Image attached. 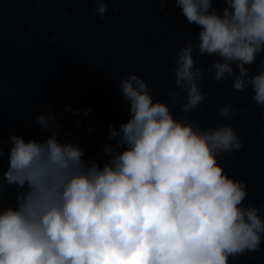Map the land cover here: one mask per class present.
I'll use <instances>...</instances> for the list:
<instances>
[{
  "label": "clouds",
  "instance_id": "9594fccd",
  "mask_svg": "<svg viewBox=\"0 0 264 264\" xmlns=\"http://www.w3.org/2000/svg\"><path fill=\"white\" fill-rule=\"evenodd\" d=\"M226 3L221 14L213 0H175L186 22L200 29L199 53L220 58L213 79L232 75L236 65L233 89L251 85V99L264 107V61L255 75L245 67L264 53V0ZM93 12L105 19L108 5ZM176 56L175 84L187 92V113L205 100L198 87L202 70H193L191 41ZM119 87L130 102L129 118L119 129L109 125L115 143L104 146L109 159L103 163L86 158L78 141L61 138L54 113L36 117L50 133L45 138L12 134L10 150L0 146V160L6 157L0 264H229L236 254L259 250V209L242 206L244 182L218 162L221 152L243 147L233 128L204 130L175 118L170 104L154 102L148 82L135 73ZM235 111L226 106L220 115Z\"/></svg>",
  "mask_w": 264,
  "mask_h": 264
},
{
  "label": "water",
  "instance_id": "95a60500",
  "mask_svg": "<svg viewBox=\"0 0 264 264\" xmlns=\"http://www.w3.org/2000/svg\"><path fill=\"white\" fill-rule=\"evenodd\" d=\"M101 3L108 5L105 19L93 12ZM226 6V0H213L221 14ZM199 30L186 22L175 0H0V146L10 150L12 134L45 138L50 133L36 124V117L54 113L61 138L85 146L86 158L107 161L104 146L115 143L109 125L119 129L129 118L130 102L119 85L135 73L148 82L154 102L170 104L175 118L187 117L204 130L233 128L243 147L221 152L218 162L244 182L242 206L259 209L264 220V107L251 99V85L244 92L233 89L236 65L232 75L213 79V63L220 58L199 53ZM188 41L193 70H202L198 87L205 100L185 113L188 96L176 86L174 68L177 51ZM262 61L264 53L245 67L258 74ZM69 105L72 110L65 111ZM226 106L235 114L221 116ZM5 164L6 157L0 160V173ZM229 264H264V243L259 250L230 257Z\"/></svg>",
  "mask_w": 264,
  "mask_h": 264
}]
</instances>
